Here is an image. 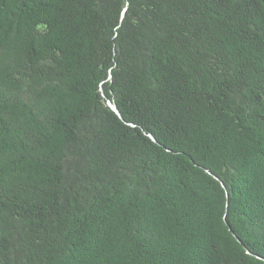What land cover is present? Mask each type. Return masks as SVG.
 <instances>
[{
	"label": "trees",
	"instance_id": "1",
	"mask_svg": "<svg viewBox=\"0 0 264 264\" xmlns=\"http://www.w3.org/2000/svg\"><path fill=\"white\" fill-rule=\"evenodd\" d=\"M0 264H264V0H0Z\"/></svg>",
	"mask_w": 264,
	"mask_h": 264
},
{
	"label": "water",
	"instance_id": "2",
	"mask_svg": "<svg viewBox=\"0 0 264 264\" xmlns=\"http://www.w3.org/2000/svg\"><path fill=\"white\" fill-rule=\"evenodd\" d=\"M108 106H109L113 111H115V112L117 113L115 107H114L110 102H108Z\"/></svg>",
	"mask_w": 264,
	"mask_h": 264
}]
</instances>
